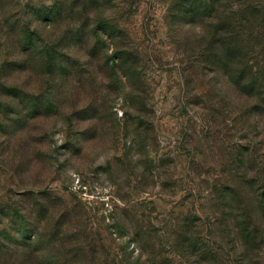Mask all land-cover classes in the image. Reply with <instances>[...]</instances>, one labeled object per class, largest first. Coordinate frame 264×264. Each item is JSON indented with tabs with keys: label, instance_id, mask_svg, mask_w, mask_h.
Masks as SVG:
<instances>
[{
	"label": "rangeland",
	"instance_id": "1",
	"mask_svg": "<svg viewBox=\"0 0 264 264\" xmlns=\"http://www.w3.org/2000/svg\"><path fill=\"white\" fill-rule=\"evenodd\" d=\"M262 19L264 0H0V264H234L225 213L243 195L261 219Z\"/></svg>",
	"mask_w": 264,
	"mask_h": 264
},
{
	"label": "trees",
	"instance_id": "2",
	"mask_svg": "<svg viewBox=\"0 0 264 264\" xmlns=\"http://www.w3.org/2000/svg\"><path fill=\"white\" fill-rule=\"evenodd\" d=\"M221 17L224 21H227L228 19L227 15H223ZM262 24L261 39L264 40V19H262ZM226 26L219 27V29L225 30L227 28ZM22 34L26 40L30 39V36L26 32H23ZM81 36L82 34H80V28H78L72 35L73 38H80ZM29 48L30 47H27L26 50ZM261 53H264V47H262V45ZM33 59L34 58L32 57L25 58L24 60H27L24 61L25 65L28 66L29 63L32 64L31 62H33V66H41L42 68L45 67L48 69L50 65L53 64V56L50 53H48V56L45 58L40 56V59L38 60L32 61ZM261 60V65L259 66L261 72L258 73L253 71L252 65L247 63L246 66L248 67V75L247 77L243 76V78H246V80L250 83L255 81L261 83V115L264 117V58L262 57ZM261 149V152L264 154L263 128H261ZM262 175H264V167H261V197L256 200L257 204H260V207H258L261 210V219L252 215L251 210L247 207V201L244 199L243 195L239 198L238 213L234 215L232 213H225L227 219L226 224L224 223L225 227H223L224 232L227 233L229 238L227 244H230L228 245L230 247L229 250L237 255V260L234 264H264V179L262 178ZM230 219L236 220L237 224L230 225ZM226 228L228 231H226ZM186 246L189 247L187 250L185 249L187 252H197L202 254L201 257H205L208 254L211 255L215 252L214 249L216 248L205 246V243L201 241V239L197 240L195 244H189Z\"/></svg>",
	"mask_w": 264,
	"mask_h": 264
}]
</instances>
